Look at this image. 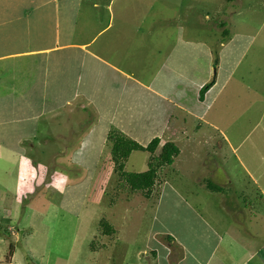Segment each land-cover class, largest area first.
<instances>
[{
	"label": "rangeland",
	"instance_id": "rangeland-1",
	"mask_svg": "<svg viewBox=\"0 0 264 264\" xmlns=\"http://www.w3.org/2000/svg\"><path fill=\"white\" fill-rule=\"evenodd\" d=\"M146 1L164 6L171 15L182 10L183 27L194 33L208 22L213 29L223 22L221 31L231 24L229 30L240 33L214 61L200 53L197 63L198 72L209 74L207 80L215 83L204 99V104L210 103L205 119L217 124L230 143L220 141L204 124L210 141L192 142L199 137L196 132L188 135L190 141L179 140L181 149L174 143L181 152L158 173L149 198L131 191L113 170L106 141L100 152L90 148L93 141L79 152L72 143L52 160L55 142L39 144V150L32 148L26 156L32 154L41 162L34 164L35 160L34 166L26 168L25 159L21 161L17 198L12 199L14 213L0 207V264H176L183 249L166 238L175 233L200 262L207 258L208 229L225 239L229 231L233 235L231 264H245L243 256H247L246 264H264L260 259L264 248L259 255H250L234 247V237L238 240L243 234L240 237L248 240L247 233L254 234L252 227L264 229V0ZM222 54L232 55L228 63L221 60ZM117 121L123 124L122 115ZM70 135L77 134L70 129ZM70 137L75 140L76 136ZM92 137L97 139V134ZM150 157L148 152L133 151L124 168L144 171ZM209 180L223 191L209 190ZM169 186L180 187L183 196H190L187 201L193 208L173 196L166 198ZM0 195H5L4 190ZM102 220L113 229L108 234ZM219 250L226 251L224 243Z\"/></svg>",
	"mask_w": 264,
	"mask_h": 264
},
{
	"label": "crops",
	"instance_id": "crops-1",
	"mask_svg": "<svg viewBox=\"0 0 264 264\" xmlns=\"http://www.w3.org/2000/svg\"><path fill=\"white\" fill-rule=\"evenodd\" d=\"M182 21V10L171 15L164 6L146 0H0V190L5 192L0 207L7 214L16 208L12 199L17 198L22 159L26 168L35 160L34 164L41 162L26 153L39 150L37 146L46 141L56 144L49 160L72 143L79 152L93 141L90 148L100 152L109 128L140 144L157 137L180 148L179 140L190 141L188 135L196 132L199 137L192 142L205 143L210 141L209 130L230 143L217 124L205 119L210 103L204 104V99L215 83L200 100L199 90L209 74L198 72L197 63L200 53L214 61L238 32L229 30L230 24L223 34L221 27L213 29L207 21L197 34L184 28ZM222 55L224 63L232 56ZM70 129L77 135H70ZM168 189L166 198L173 196L192 207L187 201L192 198L183 196L180 187ZM208 230L207 258L200 262L187 252V243H179L177 233L172 236L176 240L171 243L183 249L176 264L189 258L193 264H231L233 235L229 231L225 239ZM251 230L254 234L247 233L248 240L240 237L243 234L238 240L234 237L236 252L260 254L264 229ZM223 243L225 252L219 250ZM242 261L248 263L247 256Z\"/></svg>",
	"mask_w": 264,
	"mask_h": 264
},
{
	"label": "trees",
	"instance_id": "trees-1",
	"mask_svg": "<svg viewBox=\"0 0 264 264\" xmlns=\"http://www.w3.org/2000/svg\"><path fill=\"white\" fill-rule=\"evenodd\" d=\"M222 28L223 22L219 23ZM223 34L226 33V29L222 30ZM214 82L211 80L204 84L199 90V99L202 100L205 92L212 86ZM107 142L110 146V161L113 165V170L117 175L125 182L127 187L134 192H142L147 198L152 194V190L156 185V178L161 169L170 166L175 157L179 154L178 147L170 141H166L162 144L159 152L156 154V150L160 144V139L155 137L149 141L146 145H142L137 141L129 138L121 131L111 128L107 134ZM133 151L148 152L150 154V160L147 163V169L142 172H128L125 170V162L128 160L130 154ZM207 188L213 192H222L223 187L216 185L212 181L207 182ZM249 205V203H247ZM104 226V233H109L113 230L106 221L101 222ZM168 242L173 241L172 236H166Z\"/></svg>",
	"mask_w": 264,
	"mask_h": 264
}]
</instances>
